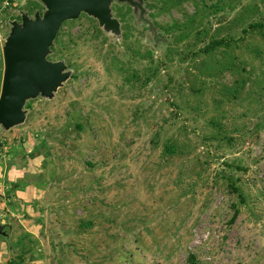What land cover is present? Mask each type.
I'll list each match as a JSON object with an SVG mask.
<instances>
[{"label":"rangeland","instance_id":"rangeland-1","mask_svg":"<svg viewBox=\"0 0 264 264\" xmlns=\"http://www.w3.org/2000/svg\"><path fill=\"white\" fill-rule=\"evenodd\" d=\"M29 1L13 0L4 39L19 12L42 11ZM141 1L158 43L115 0L119 40L85 15L64 23L48 60H63L72 77L53 100L29 102L23 126L0 131V161L11 165L0 199L12 225L0 238V264L17 258L20 238L32 243L24 264H264V38L242 33L264 27V2L241 0L230 12L205 0L219 10L203 22L215 29L226 19L220 38L236 39V67L250 80L228 100L237 76L205 78V57L192 56L204 44L190 49L175 28L165 32L194 7L156 15L157 0ZM97 28L103 37L93 36Z\"/></svg>","mask_w":264,"mask_h":264},{"label":"water","instance_id":"water-1","mask_svg":"<svg viewBox=\"0 0 264 264\" xmlns=\"http://www.w3.org/2000/svg\"><path fill=\"white\" fill-rule=\"evenodd\" d=\"M41 7L33 15L19 12L20 21H9V33L1 49L3 73L0 86V131L8 133L26 122L27 104L37 99L51 101L72 77L63 60L51 62L54 42L67 22L82 15L117 40L120 22L112 15L114 0H30ZM127 4L139 18L144 14L141 0H115ZM152 24L148 22V29ZM12 225L0 224V237H8Z\"/></svg>","mask_w":264,"mask_h":264},{"label":"trees","instance_id":"trees-1","mask_svg":"<svg viewBox=\"0 0 264 264\" xmlns=\"http://www.w3.org/2000/svg\"><path fill=\"white\" fill-rule=\"evenodd\" d=\"M220 1L223 4L221 6V9H223L224 6H227L228 10L230 12H233L235 5L237 6L241 0H220ZM1 2L2 0H0V4ZM29 2L34 3L32 1H29ZM188 3L194 7V13L191 15H185V21L180 26H178V24H174L172 27L170 26L167 29H165V32L166 34H169L170 29L173 30V28H175L177 31L175 38L178 40L187 41L188 43L186 44V46L187 48H190V49L197 48L199 45L204 44L201 49H197L198 51L196 53L194 54L192 53V56L194 57L198 55H203L205 57L206 60H203L200 63L201 66L204 65L207 68L206 70L207 76L205 78L210 79L212 76L213 79H215L218 76L223 75L224 71H228L236 75L237 77L234 79L232 85L226 86V91H224L225 94L227 95L228 100L229 99L235 100L242 93V91L245 89V86L248 85L250 80L245 78V75H244L245 69L243 67L241 68V70H240V67L238 66L236 67L237 58L234 55L232 48H231V46L236 42V39L230 34L226 38L224 37L220 38V31L222 32V30L226 29V27H222L225 25L223 24L221 25V23L226 22V19L222 18L221 20H219V24L216 25L215 29H212V26L210 25L209 22H206V23L203 22L204 19L209 15L208 13L214 10L213 12L216 14V11L219 10L217 3L214 5L208 6L205 3V0H157V2L154 3L155 4L154 6H149V7L151 8L154 7L157 9L156 15H162L165 13H170L173 10L180 9L182 8L184 4H188ZM256 8L257 6L255 4H253V6L246 5L242 13L238 15L237 18H243L244 16L246 17L249 13H252L254 9ZM35 9L36 8H34L33 10H30L29 12L27 11V13L29 15H33L36 11ZM122 9L123 7L118 6V5L115 7L117 16L120 19L125 20V14L122 12ZM129 11L130 9L128 8V13ZM235 25H236V21H234V25L232 26L234 27ZM249 30L251 32L259 33L260 36L264 38V27L260 23L249 24L247 29L242 30V33L246 34L247 32H249ZM154 32H155V28H154ZM93 34H94L93 36L96 38L97 36H102V33L98 28L95 30ZM155 34L156 36H153V35L151 36L152 41L154 43H158V40L162 38V35L156 32ZM123 36L124 38H126L125 34ZM167 51L171 53V51H174V50L172 49V47H168ZM143 57L145 58V56ZM187 58H188L187 56L184 57V59H187ZM149 60L151 61V63H153L152 62L153 59L150 54H149ZM207 61H210L211 63L209 64L207 63ZM159 65H162V64L156 65L157 67L156 71H159V68H160ZM208 66H210L211 69ZM155 75L153 74L151 77L146 78L144 84H147L150 81V79L154 77ZM181 87L182 86H180L179 88ZM171 106H174V105L172 104ZM26 108L29 109L30 104H27ZM164 148H165L166 154H170V153L174 154L175 152L174 145L170 143L166 144ZM35 153H36V149L33 151V154ZM7 167H8L7 169H9L11 165L8 164ZM232 189L234 192H237L236 188L235 189L232 188ZM233 209H235V207H233ZM238 213L239 212L237 211V209H235L234 216L231 220V224L234 223V221L238 217ZM24 241L25 239L20 238V240L17 243L19 247V250H18L19 254L17 255V258H14L7 264H24V258H25L26 252L28 251V249L30 248V245L32 244L30 243L31 241L29 243H25Z\"/></svg>","mask_w":264,"mask_h":264},{"label":"built area","instance_id":"built-area-1","mask_svg":"<svg viewBox=\"0 0 264 264\" xmlns=\"http://www.w3.org/2000/svg\"><path fill=\"white\" fill-rule=\"evenodd\" d=\"M12 2L13 0H2L0 4V51L2 48L3 41H4V35H3L4 29L2 27V24L4 23L6 11L12 5Z\"/></svg>","mask_w":264,"mask_h":264},{"label":"crops","instance_id":"crops-1","mask_svg":"<svg viewBox=\"0 0 264 264\" xmlns=\"http://www.w3.org/2000/svg\"><path fill=\"white\" fill-rule=\"evenodd\" d=\"M14 130V129H13ZM12 130V132H14ZM3 165H2V162L0 161V192H2V185L4 184V185H6L7 184V181H5L4 180V175L7 173V165H6V167H5V169H3V167H2ZM1 194V193H0ZM18 191L16 192V198H17V196H18ZM13 195V194H12ZM2 202V200L0 199V224H5L4 223V221H3V219L5 218V216H4V211H3V209H2V207H3V204L1 203ZM10 211L9 210H5V214L6 213H9ZM11 216H13V215H11Z\"/></svg>","mask_w":264,"mask_h":264},{"label":"flooded vegetation","instance_id":"flooded-vegetation-1","mask_svg":"<svg viewBox=\"0 0 264 264\" xmlns=\"http://www.w3.org/2000/svg\"><path fill=\"white\" fill-rule=\"evenodd\" d=\"M35 10H37V9H35ZM131 13L133 14V11H132ZM138 17H139V13H138ZM138 20H139L141 23H146V24H147V28H148V22H146V20L144 19L143 15H142L140 18H138ZM151 28H152V27H150V29H148L146 32L149 31L148 34H150V37H151L152 35H153V36H156L154 30L152 31Z\"/></svg>","mask_w":264,"mask_h":264}]
</instances>
